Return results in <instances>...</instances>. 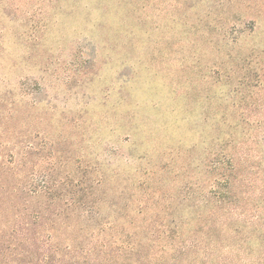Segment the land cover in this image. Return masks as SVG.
<instances>
[{"label": "rangeland", "instance_id": "1", "mask_svg": "<svg viewBox=\"0 0 264 264\" xmlns=\"http://www.w3.org/2000/svg\"><path fill=\"white\" fill-rule=\"evenodd\" d=\"M264 264V0H0V264Z\"/></svg>", "mask_w": 264, "mask_h": 264}, {"label": "trees", "instance_id": "2", "mask_svg": "<svg viewBox=\"0 0 264 264\" xmlns=\"http://www.w3.org/2000/svg\"><path fill=\"white\" fill-rule=\"evenodd\" d=\"M131 254L130 257H126V256H120V259L118 261H105L104 263H94V262H89V263H84V264H150L149 262L146 263L145 261H135L133 262L131 260ZM71 264H81V263H71Z\"/></svg>", "mask_w": 264, "mask_h": 264}]
</instances>
